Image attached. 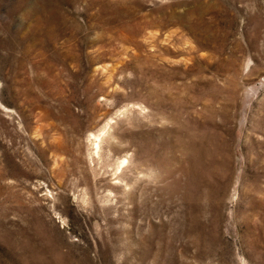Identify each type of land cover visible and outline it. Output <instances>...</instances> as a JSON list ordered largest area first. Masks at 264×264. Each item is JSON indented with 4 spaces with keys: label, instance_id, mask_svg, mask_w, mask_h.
I'll use <instances>...</instances> for the list:
<instances>
[{
    "label": "rangeland",
    "instance_id": "374dc122",
    "mask_svg": "<svg viewBox=\"0 0 264 264\" xmlns=\"http://www.w3.org/2000/svg\"><path fill=\"white\" fill-rule=\"evenodd\" d=\"M0 264H264V0H0Z\"/></svg>",
    "mask_w": 264,
    "mask_h": 264
},
{
    "label": "bare ground",
    "instance_id": "6f19581e",
    "mask_svg": "<svg viewBox=\"0 0 264 264\" xmlns=\"http://www.w3.org/2000/svg\"><path fill=\"white\" fill-rule=\"evenodd\" d=\"M124 162V161H123Z\"/></svg>",
    "mask_w": 264,
    "mask_h": 264
}]
</instances>
